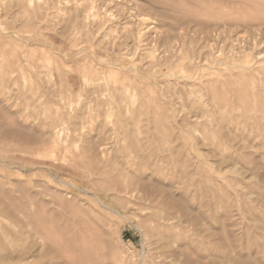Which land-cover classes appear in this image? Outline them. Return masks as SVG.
Instances as JSON below:
<instances>
[{
	"label": "rangeland",
	"instance_id": "rangeland-1",
	"mask_svg": "<svg viewBox=\"0 0 264 264\" xmlns=\"http://www.w3.org/2000/svg\"><path fill=\"white\" fill-rule=\"evenodd\" d=\"M0 264H264V0H0Z\"/></svg>",
	"mask_w": 264,
	"mask_h": 264
}]
</instances>
